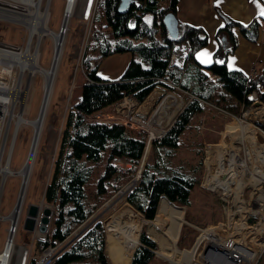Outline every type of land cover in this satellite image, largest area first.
<instances>
[{
	"label": "trees",
	"instance_id": "16d2710c",
	"mask_svg": "<svg viewBox=\"0 0 264 264\" xmlns=\"http://www.w3.org/2000/svg\"><path fill=\"white\" fill-rule=\"evenodd\" d=\"M178 1L130 0L123 11H119L121 0L96 1L82 58L86 81L79 100L66 115L53 172L45 190V202L53 206L50 226L45 238L35 242L38 254L49 245L59 244L62 250L54 264H110L104 221L98 218L81 232L80 227L130 181L145 152L146 133L122 123L90 120L89 116L113 109L125 95L142 103L164 80L176 84L182 95L187 91L184 109L175 123L152 141L151 159L145 162L139 180L126 194V200L134 208L153 219L162 196L176 206H185L190 201L191 190L200 181L198 170L203 168L202 160L190 172L171 165L186 131L199 130L200 115L212 107L240 116L251 104L252 91L264 100V61L250 80L242 70L230 69L227 65V56L237 47L234 27L247 40L257 42L264 29V17L256 16L246 23L226 21L217 37L220 39L219 35L226 33L231 43L224 45L222 39L212 63L206 66L196 58L197 52L208 43L203 28L179 22L178 39L170 38L163 20L168 13L176 15ZM259 1L264 5V0ZM176 43H185L189 52L182 69L169 70ZM123 52H130L132 58L122 73L114 79L101 77L98 70L103 60ZM118 162H127L130 166L123 169ZM139 240L131 264L164 263L155 254L157 244L148 232L143 230ZM35 261L32 258L29 264ZM259 264H264V258Z\"/></svg>",
	"mask_w": 264,
	"mask_h": 264
},
{
	"label": "rangeland",
	"instance_id": "374dc122",
	"mask_svg": "<svg viewBox=\"0 0 264 264\" xmlns=\"http://www.w3.org/2000/svg\"><path fill=\"white\" fill-rule=\"evenodd\" d=\"M97 0H76V6L74 10V14L72 15L68 25L67 31L64 38V44L62 48L61 58L59 62V67L57 69V73L55 75L54 85L52 89V93L49 99V104L46 108L45 118L43 119V127L42 133L39 139V144L37 147V152L35 155V159L33 162V167L31 169V173L29 176V183L26 190L25 200L23 204L22 211L20 213L18 229L14 236V252L11 258L10 264H29L32 258H37L41 253L37 255L35 251V242L37 239L45 238L47 232H41L39 230V226L41 223V217L37 221L36 226L33 230H28L24 228L25 219L27 216L28 207L30 204H42L41 207V216L43 214V210L46 207H49L53 210V206L49 205L45 202V190L47 184L51 178L54 161L56 159L61 136L64 131V123L66 119L67 113L72 109L73 105L79 100V96L81 95L82 86L85 84L86 76L82 68V58L84 55V51L86 45L88 44L91 29H92V21L94 17V8ZM4 4L20 5V3L16 0H1ZM42 0V7L45 9L48 5L49 8V16H48V26L53 31H60L61 29V21L62 14L65 5V0ZM150 19V17H149ZM262 34L260 35L257 42H252L249 44H256L259 48H261L260 43ZM29 38V30L26 25L18 20H13L10 18H0V42L11 44L14 46L25 47ZM181 44V43H176ZM174 44V45H176ZM184 44V43H182ZM38 48V58L40 61V65L44 68H49L51 65V61L54 55V39L51 34H46L42 37L41 40H38V37H34L32 50H36ZM237 49V48H236ZM236 50H234L235 52ZM234 52L230 53L231 55ZM125 52L123 53H115L108 57H106L103 62L99 66L98 73L101 77H114L117 73H120V68H113L116 61H121ZM229 54V55H230ZM228 55V56H229ZM245 66L250 64V59L247 57L248 49L243 53ZM258 59H264V53ZM259 60V61H261ZM252 62L248 70L244 71L246 74H250L251 69L258 65V62ZM39 63V62H38ZM242 61H240L236 65H241ZM119 65V64H118ZM228 65V61H227ZM233 65V64H230ZM230 65H228L230 67ZM257 67V66H256ZM110 69V70H109ZM257 69V68H255ZM15 72L14 83L16 84L18 79L22 78V88H26V83L29 82V86L26 91V97L24 103H20V100L15 101L14 111L16 114L22 113V117L28 119H35L39 115L40 106L44 96L45 90V75L37 71L35 75L30 77L29 72H21L18 66L13 68ZM170 70V69H169ZM8 82V80L6 79ZM176 93L181 97V107H173L174 112H171L173 115L175 114V118L182 112L186 103L187 97L186 93L183 92L182 95L177 89ZM154 92H151L148 97L142 102H137L132 96L133 100L127 102V109H142L149 117H153V112L157 111V108L165 106L166 101L164 96L160 99L155 100ZM157 95V94H156ZM159 98V97H158ZM124 101V100H122ZM12 102V101H11ZM120 103V102H119ZM12 104V103H11ZM8 105V108H11L12 105ZM118 104V103H117ZM116 104V105H117ZM253 104V103H252ZM111 110H106L92 116H89L88 119L94 121H100L105 123H113V121H122L124 118L123 109L117 111V106ZM251 104L249 105V107ZM248 107V108H249ZM162 116V111H157ZM156 112V116L157 113ZM154 115V116H155ZM8 116V115H7ZM101 116V118H99ZM10 119V116H8ZM7 118V120H8ZM166 118V117H165ZM164 118V119H165ZM174 118V119H175ZM235 118V117H234ZM243 118V117H242ZM250 117H246L245 119L252 121ZM17 117L11 121L8 133V141L5 151V160L7 157H10V167L14 174L10 175L8 180H0V215L3 216L0 220V251L3 249L5 240L9 232L12 230L13 221L8 217L11 215L13 210L15 209L16 202L18 199V193L22 184V177L20 172L25 164L29 155V150L32 142V137L34 134V128L31 124L27 123L23 120L21 123L16 122ZM109 121H105V120ZM231 117L228 116L227 113L213 109L212 107L207 108L204 113L200 115L198 120V131H186L185 135L180 141V146L176 150L174 157L171 160V165L173 167H179L183 169L185 172H190L193 170L194 165H198L200 160H202L203 168H199V176L200 181L196 184L191 190L190 201L185 206H183L184 213V221L181 224V229L179 231V235L177 241H173L172 238L167 233L166 229H163L155 224H152L151 221L153 219H148L144 216V214L134 208L127 200L126 194L133 187L136 182L139 180L143 165L150 157L151 152V144L150 146L146 140V147L143 158L137 169V172H134L130 181L126 183L121 189L117 190L114 195H112L81 227L80 231L87 227L94 220L100 218L105 223L106 234H107V251L110 259V264H115L109 255L108 245H109V221L112 216L118 212L119 208L123 204H128L138 212L143 215V223L141 224L140 232L138 235V244L141 232L145 230L148 232L150 238L154 240L157 244V248L155 250L161 252L165 251L167 253L173 252L175 246L182 247H190L194 242L197 230L192 226L198 225L200 227H205L211 224L220 221L224 217V213L218 199L217 193L210 192L200 186L203 175L205 173V165L204 158L206 155V147L209 142H214L217 139V129L216 126L229 122ZM167 119L164 120L166 122ZM10 123V122H9ZM171 126L168 124L166 126L167 129ZM135 131H140L146 133L148 137V132L144 130H140L137 127H129ZM123 162V161H122ZM118 162V165L121 168H128L130 166L127 162ZM0 178H4L3 174H0ZM134 184H131L132 180L135 179ZM131 186V187H130ZM3 188V189H2ZM125 188L126 191H124ZM124 191V193H121ZM165 198V196H162ZM160 199V201H161ZM168 200V199H167ZM174 204V203H173ZM160 205V202H159ZM158 205V209H159ZM175 205V204H174ZM176 206V205H175ZM178 207V206H177ZM157 209V210H158ZM157 214V211H156ZM156 216V215H155ZM11 226V227H10ZM50 224L48 225V227ZM10 228V230H9ZM79 231V232H80ZM137 244V245H138ZM137 247V246H136ZM135 247V249H136ZM134 249V251H135ZM36 256V257H34ZM160 260H162L163 264H169L164 258L158 256ZM27 258V263L25 259Z\"/></svg>",
	"mask_w": 264,
	"mask_h": 264
},
{
	"label": "built area",
	"instance_id": "2783aa9c",
	"mask_svg": "<svg viewBox=\"0 0 264 264\" xmlns=\"http://www.w3.org/2000/svg\"><path fill=\"white\" fill-rule=\"evenodd\" d=\"M188 52L189 48L186 44L174 45L168 69L173 70L177 67L182 69ZM255 72L254 67L248 75L249 80ZM176 89L179 87L168 80H164L155 86L152 91L155 94V100L164 96L166 105L157 108V111H162V116L157 111L153 112L154 118L149 117L147 112L142 109H127V102L132 101L133 98L130 95H125L117 102L116 106L117 111L123 109L126 119L121 122L117 120L113 122L122 123L128 127H137L148 132L147 143L150 146L154 139L166 132L168 124L172 126L175 123V114L173 115L171 112H174L173 107H181V97L176 93ZM249 99L251 106L240 116L232 114H228V116L231 117L230 121L240 120L242 126L251 125V130L258 138L253 139L252 142H248L246 138L235 139L231 142V146L226 145L228 147L221 166L231 168L227 178L223 175L222 169H219L218 172V166L213 162L216 159L210 154L208 144L206 147L204 158L206 170L200 186L210 192L217 193L224 217L222 220L205 227L192 224L197 230V235L190 247L175 246L168 257L161 255L165 251L154 250L157 256L164 258L169 264H259L260 260L264 258V120L257 118L263 111H256L257 107L264 105V100L259 99L256 91L249 94ZM258 101L259 103H257ZM2 109L3 107L0 105V123H2V125L0 124V174L4 175V178H0V180L5 181L14 172L10 167V157L8 156L5 160L9 118L8 114H3ZM156 112L158 113L157 116L155 115ZM249 113H252L251 117L247 115ZM246 117H250L252 121L245 119ZM164 118L167 119L166 122H164ZM230 150L236 152L235 157L230 156ZM256 160L257 162H255ZM253 164L256 166L253 167ZM2 217L0 215V220ZM260 224L262 226H259ZM14 228L11 227V229ZM15 229H18V225ZM11 231L7 235L0 252H4L7 248ZM256 232L260 233L257 234ZM14 236L11 258L15 245ZM241 236L244 237L241 238ZM58 251L59 244L49 245L36 258L35 264H54ZM1 262L2 260H0V264ZM10 263L11 260L7 264Z\"/></svg>",
	"mask_w": 264,
	"mask_h": 264
},
{
	"label": "bare ground",
	"instance_id": "6f19581e",
	"mask_svg": "<svg viewBox=\"0 0 264 264\" xmlns=\"http://www.w3.org/2000/svg\"><path fill=\"white\" fill-rule=\"evenodd\" d=\"M20 5L4 4L0 0V18H10L18 20L26 25L29 30V38L25 47L14 46L0 42V105L3 107V114L10 116L8 126L10 127L11 121L16 116V122L21 123L25 120L31 124L34 128V134L30 146V152L26 160L24 168L17 173L21 174L22 184L18 193V199L15 209L8 217L13 221V228L17 227L20 213L23 208L27 186L29 183V176L33 167V162L37 152L39 139L42 133L43 119L45 118L46 108L49 104V99L52 93L55 75L59 67L62 48L64 44V38L67 31V25L74 14L76 0H65V5L62 14L61 29L60 31H53L48 26L49 8L48 5L45 9L42 7V0H16ZM50 3V0H49ZM48 3V4H49ZM46 34H51L54 39V55L49 68H44L40 65L38 58V48L32 50V44L34 37H38L41 40ZM39 62V63H38ZM18 66L21 72L28 71L30 77L36 74L37 71L42 72L46 77L45 90L43 100L40 106L39 115L35 119H28L22 117V113L16 114L14 111L15 101L20 100V103H24L26 97V91L29 82L26 83V88H22V78L16 80L14 83L15 72L13 68ZM8 80V82L6 81ZM12 101V102H11ZM12 103V104H11ZM12 105L8 108V105ZM263 113L257 118L264 120V105L256 108V111ZM1 114V113H0ZM252 116V113L247 114ZM2 125V123H0ZM4 126V125H3ZM218 137L214 142H209V151L213 156V162L217 164V170L222 169L223 175L227 178L230 175V167L224 168L221 166L222 160L225 157L227 151L226 145L231 146V142L235 139L246 138L248 142H252L258 138L256 134L251 130V125L242 126L240 120H232L230 122L216 126ZM239 137V138H238ZM231 149V148H230ZM236 152L230 150V156L235 157ZM257 162V160L255 161ZM232 165V164H231ZM255 164H253L254 167ZM256 166V165H255ZM4 170V169H3ZM215 175L216 172H215ZM136 178L132 180L131 184H134ZM127 188L124 189L126 191ZM122 191L121 193H124ZM43 205H37V214L33 217L37 222L41 216V207ZM184 209L177 207L172 201L167 198H162L160 201L159 209L155 218L151 221L163 229H166L169 236L175 242L177 241L181 224L184 221L183 217ZM144 219L140 212L129 206L123 204L118 212H116L109 221L108 235H109V255L115 264H130L135 247L138 244V235L140 232L141 224ZM41 225V223H40ZM259 226H262L260 224ZM40 227V226H39ZM12 229L10 240L8 241L7 248L4 252H0L1 264H7L11 260V253L13 251V236L16 234L17 229ZM260 229V228H259ZM40 230V229H39ZM260 231V230H259ZM257 234L260 232H256ZM244 236H241V238ZM12 248V249H11ZM162 256L168 257L169 253L162 252Z\"/></svg>",
	"mask_w": 264,
	"mask_h": 264
},
{
	"label": "crops",
	"instance_id": "0c3cea01",
	"mask_svg": "<svg viewBox=\"0 0 264 264\" xmlns=\"http://www.w3.org/2000/svg\"><path fill=\"white\" fill-rule=\"evenodd\" d=\"M263 16L264 17V5L259 0H179L176 9V17L180 23H188L201 27L208 35V43L205 47L200 49L197 53H200L201 56L198 57L196 54L197 60L203 65H210L213 61L214 53L219 49L220 42L223 39L222 43L224 45H229L230 39L226 33L220 34L217 37V33L220 28H222L226 21L228 20H237L240 22H248L253 17ZM237 37V49L233 55L227 56L228 65L230 69H239L243 72L248 70L251 63L256 61L259 66L263 60L258 59L264 53V29L262 31V42L260 43L261 48L258 50V46L247 40L242 33L240 32L237 26L233 29ZM225 38H228V41H225ZM182 44V43H181ZM185 44V43H184ZM248 49L249 56L247 59H250V64L245 66L243 53ZM204 50H207L205 52ZM132 54L130 52H125L121 61L117 60L113 68H120V73H117L114 77H103L108 79L117 78L122 71L125 69L128 62L131 60ZM207 59L210 62L205 63L204 60ZM242 61L241 65H236L239 61ZM261 60V61H259ZM119 64V65H118ZM254 66L255 68H257ZM253 67V68H254ZM110 70V69H109ZM80 97V96H79ZM180 207V206H178ZM183 208V206L181 207ZM134 253V252H133ZM38 255V253H37ZM108 255V251H107ZM36 257V256H34ZM109 257V256H108ZM132 259V258H131ZM27 263V258L25 262ZM110 263V259H109ZM131 264V261H130Z\"/></svg>",
	"mask_w": 264,
	"mask_h": 264
},
{
	"label": "water",
	"instance_id": "95a60500",
	"mask_svg": "<svg viewBox=\"0 0 264 264\" xmlns=\"http://www.w3.org/2000/svg\"><path fill=\"white\" fill-rule=\"evenodd\" d=\"M129 1L130 0H121V2L119 4V11H123L127 7ZM163 21H164V24H165L168 32H169L170 38L171 39H178L179 34H180V26H179V22H178L176 15L174 13H168L164 16ZM257 103H259V101ZM137 180H138V178H137ZM36 214H37V204L32 203L28 207L27 216H26L25 223H24L25 229L33 230L35 228L37 222L34 221L33 217ZM52 214H53V210L51 208H49V207L44 208L43 214H42V217L40 220L41 225L39 227L41 232L45 233L48 231V229H49L48 225L51 222ZM78 234H79V232H77L75 234V236H77ZM60 250H62V248ZM60 250L58 251V253L60 252Z\"/></svg>",
	"mask_w": 264,
	"mask_h": 264
},
{
	"label": "snow or ice",
	"instance_id": "6c2138e0",
	"mask_svg": "<svg viewBox=\"0 0 264 264\" xmlns=\"http://www.w3.org/2000/svg\"><path fill=\"white\" fill-rule=\"evenodd\" d=\"M204 51H205V52H207V50H204ZM197 56H198V57H200V56H201V54H200V53H197ZM204 62H205V63H209L210 61H209V60H207V59H205V60H204Z\"/></svg>",
	"mask_w": 264,
	"mask_h": 264
}]
</instances>
